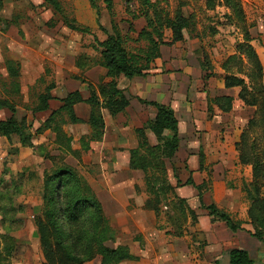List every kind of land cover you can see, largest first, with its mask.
Returning a JSON list of instances; mask_svg holds the SVG:
<instances>
[{
  "label": "rangeland",
  "instance_id": "obj_1",
  "mask_svg": "<svg viewBox=\"0 0 264 264\" xmlns=\"http://www.w3.org/2000/svg\"><path fill=\"white\" fill-rule=\"evenodd\" d=\"M56 1L60 5L62 16L54 13L50 5L43 3V0H17L15 9H9L6 5L0 11L7 17L16 16L19 19L18 24L22 28V37L27 40V43L22 47L12 44V47L9 48L7 44L0 43V100L10 102L15 109L17 121L30 126L32 130L39 128L41 122L49 114L48 112L41 114L32 112L38 105L37 96L44 92L45 87L48 84H54V96L57 99L64 97L67 92L74 90L77 86L72 83L75 82L72 79V72H75L73 69L74 58L89 56L94 60L98 57L94 49L96 47L94 39L99 42L106 39V35L98 28L104 24L101 11L105 13L106 23L112 21L124 35L127 34L128 28H131V32L134 34H128L126 37V47L130 52H135L147 45L144 40L134 42V39L130 38H135V34L146 26V22L141 16V9L135 0H112V17L105 12L104 0H95L100 12L99 15H96L88 0ZM158 1L159 7L166 15L175 19L181 18L187 26L182 31L183 39L176 43L171 42L169 30L163 32L165 45L162 52L172 62L167 66L168 71L174 73L176 72L175 69L183 66V64L192 67L190 75L193 76V80L189 79V83L195 89L198 85L197 79L201 80L199 78L201 69L206 74L203 76V81H208L210 77H214L211 78V87L217 94L218 92L215 90L219 79L224 78L226 73L221 76L217 75L224 60L215 59L214 51H217V56L221 55L218 47H225L222 43V41L227 40L225 37L230 39L227 41L234 52L235 46L242 43V33L234 26L235 18L233 16L231 19L227 18L230 13L229 11L225 13L223 0ZM241 8L243 9L242 5ZM61 17L69 21L73 27L85 29L89 33L81 34L67 29L61 21ZM231 26L238 30V35L241 36L240 42L231 39L236 33L235 30L232 33ZM3 27V24H0V29ZM35 37L37 39L34 44L35 47H31ZM11 58L18 60L21 66V86L18 94L10 93L6 89L8 80L5 75L4 61ZM232 70L235 71V69ZM86 80L82 82H86ZM77 82L78 87L83 85L81 80ZM82 88L84 93L88 92L86 86ZM55 107H57L56 102H51L50 108ZM232 109L230 115H232V121L235 122V125H232V128L228 125L227 120H231L230 117L223 120L220 125L221 129L220 127L215 129V136L209 139L207 145L208 151L211 150L214 153L217 144H221L218 152L224 153L226 159L224 162L211 160L207 170L221 167L227 168L225 170L229 172L228 168L234 169L237 164L239 165L236 145L247 121L253 116L254 109L241 106H234ZM211 112L212 110L208 112V117ZM9 117L10 113L7 110L0 112V120H6ZM181 127L180 130L178 129V138L180 137L178 153L176 152L171 157H168L167 153L161 149L168 135L165 133L162 136L163 142L160 143L153 134L147 132L146 137L150 139L148 145L155 149L150 154L141 151L139 152L140 157L135 158V163L144 167L146 178L138 170L139 172H132L129 176H122L121 180L120 178L118 180L122 188L124 187L122 190L125 196H130L132 193V198L126 197L125 199L129 200L130 206H134L135 201L141 197L139 184L142 185V200L154 210L150 209L155 217L154 230L162 234L164 244L165 242L172 244V240L180 239L185 232L190 234L197 222V216L187 206L186 200L180 199L176 193V190L182 188L186 180L191 178L186 174L188 167L184 159L183 148L185 143L188 144V141H191L192 130L189 129L190 127L184 126L183 123ZM227 128L233 131L225 135ZM64 130L75 140L72 144L73 148L80 150L78 139L88 132L85 125H66ZM238 131L239 134H236ZM256 137L255 134L251 135V138ZM181 141L182 143H180ZM196 144L195 147H197ZM258 145L263 149L259 143ZM199 149L202 150L201 146ZM98 153L96 149L91 148L89 152L82 153L79 159L64 157L54 145L53 135L49 133L32 135L28 147L21 146L15 136L9 140L0 136V264H43L34 220L36 216L42 214L43 184L48 172L55 162L54 166H58L62 160L63 163L73 168L76 175L85 181L92 190L94 187L97 188V192L94 190L93 192L98 198L97 193L103 191L100 189H102L103 179H106L103 176L108 173L105 170L106 165L111 163L104 157L99 158V160ZM239 166L241 168L239 176H232V179L225 180V187L232 191L239 190L240 199L248 208L244 189L252 181L251 169L248 166ZM211 172L209 171L204 177L200 190L197 191L200 195L209 191V187H211ZM197 179L198 176H195L191 180L198 182ZM146 180L147 186H145ZM193 184L195 185V182ZM132 187L133 189H131ZM188 191L190 192L191 189ZM231 220L234 223L246 224L240 220L235 221L233 218ZM107 224L111 229V235H109L112 237L110 241L103 244L105 248L113 250L117 247H127L129 250L134 243L135 246L144 250L146 243L141 236L137 235L131 239L129 235L120 233L115 224H109L108 221ZM83 229H85L83 237L89 236L91 226L83 225ZM64 235L65 233L63 237ZM75 236L80 235L76 232ZM205 245V239L198 241L195 240V237L190 239V246L195 252L197 249L202 250ZM177 247L180 248L181 245L177 243ZM80 249L81 247L77 251L81 257L83 253L79 251ZM251 251L249 255L255 264H264V248L262 247L259 252ZM157 252L159 264H173L170 256L159 254L161 252L159 249ZM84 264H100V257ZM120 264L127 263L122 262Z\"/></svg>",
  "mask_w": 264,
  "mask_h": 264
},
{
  "label": "trees",
  "instance_id": "obj_2",
  "mask_svg": "<svg viewBox=\"0 0 264 264\" xmlns=\"http://www.w3.org/2000/svg\"><path fill=\"white\" fill-rule=\"evenodd\" d=\"M91 7L99 15L95 0H88ZM141 16L146 26L139 33L137 40H144L146 46L130 52L127 47L126 37L123 36L117 26L111 21V35L98 26L106 35V39L99 42L94 39L98 57L87 59L84 56L76 60L77 67L89 68L100 66L106 71L105 79L100 81L96 89L89 87V97L83 100L78 92L69 93L65 98L59 100L61 107L51 113L48 119L36 130L19 122L16 119L15 109L6 101L0 100V111L7 109L11 117L6 121H0V136L9 140L12 136L18 139L21 146H30L32 135H40L44 131L54 134V145L63 156H70L79 159L81 153L90 149V144L101 141L103 137L104 122L101 111L104 109L112 117L122 113L128 106V101L122 91L117 88V79L123 76L131 80L136 77H145L146 72L151 69V64L159 58V48L164 46V30L171 32V42H180L183 39L182 31L187 26L181 18H170L159 7L158 0H136ZM49 4L54 13L62 16L60 5L56 0H43ZM104 6L112 17V0H104ZM1 6V2H0ZM223 7L227 9L231 19L233 16L234 26L242 33V43L235 46V54L228 57L221 65L226 73L223 78L225 89L238 88L237 96L244 107L253 108V116L247 121L244 130L241 132L239 142L236 145L238 151V163L241 166H248L251 169L252 181L245 187L246 199L248 202L247 219L250 229L243 228L239 222L234 223L231 218L219 210L213 204L205 206L202 203L201 195L198 193L200 208L207 211L211 221L224 223L226 228L235 233L245 232L249 237L255 239L264 248V83L263 69L260 61L250 46V36L245 16L239 0H223ZM63 25L71 31L81 34H88L85 29L73 27L69 21L61 17ZM7 28L4 23L5 30ZM11 91L17 92V78L19 76L18 64L6 62ZM232 69H235L233 71ZM207 77V76H205ZM204 77V78H205ZM51 87L46 88L43 94L38 95L36 108L33 113L45 112L48 110V102L52 100L50 95ZM84 103L89 107L87 126L89 133L79 140L80 150L72 147L71 138L63 131L67 123L82 124L74 116L73 107ZM141 104L150 106L155 111L153 120L148 121L142 128L135 130L137 148L129 151L130 170L141 171L146 178L144 167L135 163V158L140 157L141 151L149 154L155 148L150 147L146 133L153 134L157 141L163 142L162 136L166 133L167 139L161 149L168 157L178 151V122L169 106L153 102L140 101ZM233 99L230 97H218L208 101V112L211 105L218 108L221 113H230L233 108ZM255 134L256 138H251ZM258 143L263 147L261 149ZM57 160V159H56ZM56 164V162L54 163ZM52 166L43 184V210L42 214L35 217L34 226L43 257V264H84L96 257H100V264H120L122 262L138 261L137 257L129 253L127 247L108 249L103 246L110 241L111 229L103 214L102 207L93 190L80 179L73 168L61 160L58 166ZM185 186H196L189 179ZM147 186V180L145 181ZM149 208V204H145ZM83 225L91 226L89 236L83 237ZM76 232L80 236H75ZM65 233L64 237L63 234ZM110 234V235H109ZM85 235V234H84ZM91 235V237H90ZM110 236V237H109ZM82 240V242H80ZM83 245V246H82ZM79 250L83 254L79 256ZM77 251V252H76ZM229 264H255L248 252L233 249L228 252ZM217 264V263H216Z\"/></svg>",
  "mask_w": 264,
  "mask_h": 264
},
{
  "label": "crops",
  "instance_id": "obj_3",
  "mask_svg": "<svg viewBox=\"0 0 264 264\" xmlns=\"http://www.w3.org/2000/svg\"><path fill=\"white\" fill-rule=\"evenodd\" d=\"M0 2V11L5 8L6 5L9 9H15V5L17 4V0H0ZM240 2L243 7L242 10L245 15V22L248 26L250 46L255 51L263 69L264 83V0H240ZM225 10V13H228V10ZM105 12L108 14L106 9ZM101 16L104 17V24L100 27L106 32L107 35H111V22L106 23L105 13H103L102 11ZM5 22L7 24V28L5 30H3L4 27L0 29V43L3 42L4 44H7V47L9 48L12 47V44L21 47L22 45H25L27 43V40L22 37V28L18 24L19 19L16 16L7 17L3 12H0V24H3L4 26ZM230 29L232 33H234V30L236 31L231 39L240 42L241 36L238 35V30H236L233 26H231ZM118 30L125 37H127L128 34H134L131 32L130 27L128 28L127 34L125 35L121 32L120 28H118ZM140 32L141 31L135 34V38L130 36L129 37L131 39H134L135 42ZM225 38L228 41L230 40L228 37ZM227 40L222 41L226 49L225 47H218L220 49L221 55L217 56V51L215 52L213 50L215 59L225 61L228 57L235 54L234 49H232L230 43L228 44ZM36 41L37 39L35 37L32 40V44L30 46L35 47L34 44ZM162 48L163 46H160L159 58L150 65L151 69L146 72L145 77H136L128 80L123 76H120L117 79V88L122 91L123 95L128 101V106L125 108V110L114 117L110 116L104 109L101 111L104 122L103 137L101 141L91 143L89 151L91 150V148L93 150L96 149L97 152H99L98 159L104 157V159H106L108 162L110 161L111 163L106 165L107 167L105 168V170L106 173L107 171L108 173L103 176L104 178H106L103 179L102 189H100L103 191L97 193L99 198L97 199L101 204L103 214L109 224H115L120 233L129 235L131 239L137 235L141 236L142 240L146 243V246H144V250H141L139 247L135 246L134 243H132L129 252L132 256L138 257L139 260L126 262L127 264H159L157 252L158 249L159 251H161L159 252V254L170 256L172 258L171 262L173 264H229L228 252L230 250H243L248 252L249 254V252H252L251 250L259 252L262 246L255 239L249 237L245 232L237 231L235 233H232L226 228L224 223L211 221L212 218L209 217L207 211L200 208L198 193L192 186L184 185L182 188H178L176 190V193L177 196L180 197V199L186 200L187 206L191 209L192 212H194L195 216H197V222L196 224H194L195 227L190 231V234L185 232L183 234V237H181L180 239L172 240V244H169L167 242H165L164 244V242H162V234H159L154 230V213L145 208L146 203L142 200V185L139 184L141 197H139V199L135 201L134 206H130L129 200L125 199L126 197L132 198V193H130V196H125L124 191L122 190L124 189V187L122 188V185L118 181L119 178L121 180L122 176H129L132 172H139L132 171L128 167L129 151L136 149L138 145L135 130L142 128L148 121L153 120L155 117L154 109L150 106L141 104L140 101L153 102L160 105L169 106L178 122V129L180 130V128H182L181 125L183 123L184 126L190 127L189 129L192 130V133L190 134L191 141H188V144H190V146L185 143V147L183 148L184 159L188 167L186 174L191 177L187 180L194 179L195 176H198L197 180L199 181L196 182L194 180L195 185H202V182L205 179L204 177H206L209 171H212L211 187H209V191L201 193L202 203L205 206L213 204L217 209L226 212L228 216L235 219V221L240 220L246 223L242 225L243 228L251 230L250 225L247 224V206L246 204L242 203L239 190L232 191L231 189L225 187V180L232 179V176H239V172L241 170L240 166L236 163L237 167L234 169L228 168L230 170H228L229 172H226L227 170L225 169L227 168L223 169L221 167H215L211 170L206 169L211 160L224 162V160L226 159L224 153L218 152L220 150L219 146L221 144H217V149L214 153L211 152V150L208 151L207 149L209 139L215 136V129L219 127L221 129L220 125L222 121L228 119L229 117L231 120L228 119L227 123L229 122L228 125L230 126V128H232V125H235V122L232 121V115H230L233 109L230 113L225 114L221 113L216 106L212 105V112L208 117V101L218 97H230L233 99V108L234 106L244 107L243 104L239 100H237V96L240 90L238 88L225 89L223 78H220L219 83L217 84V89L215 90L218 93L215 94L214 89L211 87V78L214 77H210L208 81H203V76L206 74L203 73L201 69L199 71V78L201 80L197 79L198 82H196L198 85L197 88L194 89V86L189 83V79L193 80V76L190 75L192 67H189L187 64H183V66L175 69L176 72L171 73L170 71H168L167 66L172 62L169 61V58L164 56ZM85 57L88 60H91V57ZM76 60L77 57L74 58L73 62V69L75 70V72H72V79L75 81L72 83H75V85H77L74 90L67 92L64 97L57 99L54 96L55 92H53L55 88L54 84L51 83L45 87V89L51 87L50 95L52 97V100L48 102L47 111L38 113H49L44 121L41 122L40 126L48 119L52 112L61 107V103L59 102V100L65 98L69 93L78 92L83 100H87L89 97L88 86L96 89L101 80L104 79L105 83L109 81L108 79H105L106 71L102 67H77ZM6 62H12L18 64L19 66V76L17 78L18 90L16 93L11 91L10 83L12 80L8 77ZM4 70L6 79L8 80L6 89L10 93L13 92V94H18L20 92L21 86V66L19 61L12 58L6 59L4 61ZM223 73L225 72H223L222 69L219 68V72L217 73V75L221 76ZM85 79H87L86 82H82L85 81ZM79 80H81V82L83 83V85H80V87H78L79 85L77 84V81ZM85 86L88 91V95L83 91L82 87ZM51 102H56L57 107L51 109ZM8 103L12 106L10 102ZM2 110L6 111L7 109ZM7 111L9 112V110ZM73 111L75 118L81 120L83 123H67L66 125H85V127L88 129V105L84 103L77 104L73 107ZM65 126H63L64 132ZM230 128L225 129V135L233 131ZM234 128L236 129V127ZM44 133L53 135L54 143V134L50 131H44L42 134ZM88 133L89 129L86 135L81 136L78 139V144L79 140L86 137ZM236 134H239V131L236 132ZM66 135L67 137L71 138L73 144L75 140H73L72 137L67 133ZM148 141L150 142V139ZM180 143H182V141ZM195 143H197V147H195ZM200 146L202 150L199 149ZM131 189H133V187ZM188 189H191V191L189 192ZM93 190L97 192V188L94 187ZM193 237H195L196 241H198L199 239L206 240V245L202 250L197 249V251L195 252L190 246V239H192ZM131 242L133 241L131 240ZM177 243L181 245L180 248L177 247Z\"/></svg>",
  "mask_w": 264,
  "mask_h": 264
}]
</instances>
